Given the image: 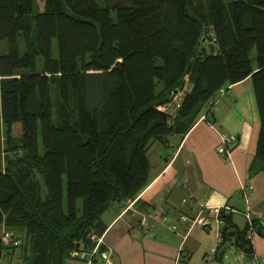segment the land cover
I'll return each instance as SVG.
<instances>
[{"label":"trees","instance_id":"obj_1","mask_svg":"<svg viewBox=\"0 0 264 264\" xmlns=\"http://www.w3.org/2000/svg\"><path fill=\"white\" fill-rule=\"evenodd\" d=\"M1 43L0 153L5 128V153L17 156L0 168V226L25 234L24 264L94 250L103 213L148 185L152 147L211 121L210 99L248 77L264 170V0H0ZM176 92L171 116L161 107ZM231 213L216 260L231 246L252 260L248 225ZM15 247L0 238V262Z\"/></svg>","mask_w":264,"mask_h":264},{"label":"crops","instance_id":"obj_2","mask_svg":"<svg viewBox=\"0 0 264 264\" xmlns=\"http://www.w3.org/2000/svg\"><path fill=\"white\" fill-rule=\"evenodd\" d=\"M221 90L206 106L212 120L203 114L184 137H170L169 148L162 144L166 151L153 160L148 153V185L134 200L115 202L103 213L107 229L98 239L112 264H252L234 246L222 262L215 255L209 259L223 229L216 208L237 210L231 215L240 230L248 225L246 213L264 222V170H257L255 155L261 120L252 79ZM182 96L176 92L173 100ZM223 134L235 138L227 157L217 152ZM200 212L212 220L210 226H191ZM144 218L147 229L141 225ZM251 243L255 258L264 264V237L255 236ZM77 259L83 262L71 260ZM94 262L104 264L99 253Z\"/></svg>","mask_w":264,"mask_h":264},{"label":"rangeland","instance_id":"obj_3","mask_svg":"<svg viewBox=\"0 0 264 264\" xmlns=\"http://www.w3.org/2000/svg\"><path fill=\"white\" fill-rule=\"evenodd\" d=\"M195 3V2H194ZM113 16H115V14H113ZM5 49V46L3 43L0 44V52L1 54L3 53ZM56 49V47H55ZM57 50V49H56ZM253 53L251 54V59L253 61V63H255L256 61V56H257V52L255 50L252 51ZM186 84L188 83V76H186L185 79ZM188 85V84H187ZM175 96V95H174ZM174 99V98H173ZM171 104H168V107L170 109V112L175 114L174 112H176V109L179 106V99L177 100H173ZM12 131H13V136L14 137H20V135H22V131H21V123H16L13 125L12 127ZM5 138H6V132H5V128H2V152L0 153V168L2 170H5L8 167V158L9 159H14L17 155L15 154H11L9 153L6 154L5 153ZM39 142H40V151L43 150V144L41 141V138L39 137ZM162 143H158L156 144L150 152H149V159L153 160V158L155 156H158L159 152L161 150H165L166 149L162 147ZM19 156H21V154L19 153ZM6 235H9L10 238H7ZM0 238H3V241L5 244L7 245H14L16 246L15 248H9L6 251H4V259L3 262L1 261L0 264H24L25 262V257H24V248H23V244L25 243V234L18 230V229H7V226L4 225L3 230L0 232ZM101 252H104L101 251ZM69 264H85V261L83 260V262H79V260H71V262H69Z\"/></svg>","mask_w":264,"mask_h":264},{"label":"built area","instance_id":"obj_4","mask_svg":"<svg viewBox=\"0 0 264 264\" xmlns=\"http://www.w3.org/2000/svg\"><path fill=\"white\" fill-rule=\"evenodd\" d=\"M221 92L223 93L224 91L221 90ZM170 105V104H169ZM167 106H163L161 107V109L165 112H170V109L167 108ZM174 114L171 113V116H173ZM202 118L205 119V116H203ZM234 137L233 136H230L228 134H223L221 135V141H220V144L217 148V152L221 155V156H224V157H227V155L229 154V152L231 151V149L233 148V143H234ZM229 212H237V210L235 209H232V208H228V207H218L215 209V213L219 216V219H218V223L219 225H222L224 226V222H223V219L221 218V214L222 213H226V214H229ZM245 216V219H246V223L248 224V232H247V238L250 240V241H253V238L255 236H258V233L254 227V224H253V217H251L249 214H244ZM185 217L182 218V220H184ZM211 222L212 220L207 216H205L204 214H202L201 212L197 214V216L195 217V219L193 220L191 226H200V227H207V226H210L211 225ZM141 225L143 228H146L147 229V220L146 218L142 219L141 221ZM7 238H10L9 235H6ZM219 242H222L223 240V236H222V232L219 231ZM95 237L93 236V239ZM97 245L96 247L94 248V250H92L90 253L88 252H85V251H82V252H74L73 254L80 258L81 260H86L88 258V262L87 264H94V259H95V256L98 255L99 253V258L101 261H103L104 264H112V259H111V255L110 253H108L107 251H104V252H100L99 251V246L101 244V239H97ZM216 253V250H212L211 252V255L209 256V259L212 258ZM252 264H261L257 258H255V256H253V260H252Z\"/></svg>","mask_w":264,"mask_h":264},{"label":"water","instance_id":"obj_5","mask_svg":"<svg viewBox=\"0 0 264 264\" xmlns=\"http://www.w3.org/2000/svg\"><path fill=\"white\" fill-rule=\"evenodd\" d=\"M209 47L211 48V51H214V49H215V45H214V43L211 42V43L209 44ZM161 143H162L165 147L169 148V141H168L167 138H164V139L161 141Z\"/></svg>","mask_w":264,"mask_h":264}]
</instances>
